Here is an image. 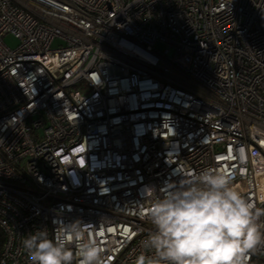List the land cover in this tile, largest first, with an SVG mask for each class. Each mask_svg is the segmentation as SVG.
Listing matches in <instances>:
<instances>
[{
  "label": "built area",
  "instance_id": "obj_1",
  "mask_svg": "<svg viewBox=\"0 0 264 264\" xmlns=\"http://www.w3.org/2000/svg\"><path fill=\"white\" fill-rule=\"evenodd\" d=\"M209 167L264 209V0H0V264L76 220L133 262L145 187Z\"/></svg>",
  "mask_w": 264,
  "mask_h": 264
},
{
  "label": "clouds",
  "instance_id": "obj_2",
  "mask_svg": "<svg viewBox=\"0 0 264 264\" xmlns=\"http://www.w3.org/2000/svg\"><path fill=\"white\" fill-rule=\"evenodd\" d=\"M144 199L151 229L134 264H250L264 255V209L245 199L225 170L205 168L159 190L146 186ZM22 249L29 264H105L93 225L81 220L51 235L37 229Z\"/></svg>",
  "mask_w": 264,
  "mask_h": 264
},
{
  "label": "rangeland",
  "instance_id": "obj_3",
  "mask_svg": "<svg viewBox=\"0 0 264 264\" xmlns=\"http://www.w3.org/2000/svg\"><path fill=\"white\" fill-rule=\"evenodd\" d=\"M2 40L3 42L8 46V47H15L17 44H18V41L16 38H14L11 34H5L3 37H2ZM59 41L58 40H54L52 42V45H56ZM155 47L158 48L159 50H163L164 47H165V44L162 43V42H156L155 44ZM128 264H134V261L133 262H129Z\"/></svg>",
  "mask_w": 264,
  "mask_h": 264
}]
</instances>
